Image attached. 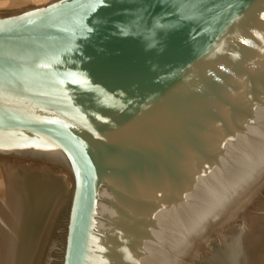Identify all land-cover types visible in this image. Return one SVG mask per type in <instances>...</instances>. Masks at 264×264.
<instances>
[{"label":"water","instance_id":"water-1","mask_svg":"<svg viewBox=\"0 0 264 264\" xmlns=\"http://www.w3.org/2000/svg\"><path fill=\"white\" fill-rule=\"evenodd\" d=\"M0 159L75 178L42 264H177L264 172V0L0 16Z\"/></svg>","mask_w":264,"mask_h":264},{"label":"bare ground","instance_id":"bare-ground-1","mask_svg":"<svg viewBox=\"0 0 264 264\" xmlns=\"http://www.w3.org/2000/svg\"><path fill=\"white\" fill-rule=\"evenodd\" d=\"M11 1L13 5H23L27 4L28 0ZM47 1L48 3L44 5L36 4L35 8L48 7L59 0ZM7 163L3 164L5 167L3 171L0 169V264H40L44 243L60 214L61 207L67 208L73 202L75 178L56 162L48 165L38 164L40 167L35 166L37 164H33V167H29L30 164L28 167L21 165L20 168L18 166L16 168L15 162ZM263 175L264 172L226 205L177 264H183L184 258L198 247L199 242L213 228L212 225L227 215L235 203L242 200ZM243 226V231L242 228L238 230L239 239L228 250L227 263L260 264L262 256L260 248L263 245L264 264V211L261 215L249 216ZM214 255L216 256V252Z\"/></svg>","mask_w":264,"mask_h":264},{"label":"rangeland","instance_id":"rangeland-1","mask_svg":"<svg viewBox=\"0 0 264 264\" xmlns=\"http://www.w3.org/2000/svg\"><path fill=\"white\" fill-rule=\"evenodd\" d=\"M46 2L48 3L47 0H28L27 4L13 5L14 3H12L11 0H0V16L2 15L7 16L10 15V13L16 14L19 12H26L29 11L30 9L35 8L36 4L44 5L46 4ZM7 161L10 163L15 162V164H17L16 168L17 166L18 168L22 167L21 165H24V167H28V165L30 164L29 167H33L35 164H37L35 166H38V164L41 165L44 164L41 162H34V161L29 162L18 159H14V160L0 159V163L2 164V165L0 164L1 171L4 170L5 167L3 166V164L5 165V162L7 163ZM18 163L20 166L18 165ZM45 164L48 165V163ZM65 208L66 207L64 206L61 207L60 214L58 215L56 221L54 222L50 230L49 237L44 243L42 249L43 255L40 264L43 263V260L48 251L47 248L54 233L53 231L54 226L57 220L59 219V217L61 216V214L63 213V211L65 210ZM262 211H264V175L258 182L256 181L252 189L249 190V193L242 200L237 201L235 203V205L232 207V210L228 212L227 215H225L223 218L221 217L222 219H218L216 224L212 225L213 228H211L208 231V234L205 235L206 237H204L202 241L199 242L198 247L191 250L189 255L186 258H184L185 261L183 262V264H214L215 262H216L215 264H228L226 260L228 250H230L231 246H233V243L236 242L237 239H239L238 237H240V232L238 230H240L241 228H242L241 231L244 230L243 228L244 222L249 218V216H251L252 214L253 216L261 215ZM227 238H229L230 240ZM217 245H219V247ZM260 250L262 255L260 264H263V245L261 246ZM215 252H216V256L214 255ZM213 258L215 259V261L213 260Z\"/></svg>","mask_w":264,"mask_h":264}]
</instances>
